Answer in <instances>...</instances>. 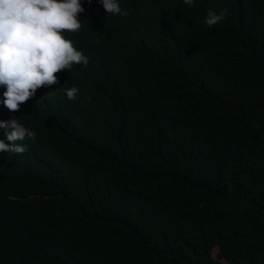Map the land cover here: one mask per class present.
<instances>
[{"label":"trees","instance_id":"1","mask_svg":"<svg viewBox=\"0 0 264 264\" xmlns=\"http://www.w3.org/2000/svg\"><path fill=\"white\" fill-rule=\"evenodd\" d=\"M119 2L83 0L87 67L0 105L37 132L0 153V264H264V0Z\"/></svg>","mask_w":264,"mask_h":264},{"label":"clouds","instance_id":"2","mask_svg":"<svg viewBox=\"0 0 264 264\" xmlns=\"http://www.w3.org/2000/svg\"><path fill=\"white\" fill-rule=\"evenodd\" d=\"M195 0H183L191 6ZM93 3V0H88ZM108 14L127 15L119 0H99ZM83 0H0V105L10 112L36 95L39 88L59 84L56 73L76 65L87 67L89 60L77 50L69 33L81 30ZM210 9L205 23L211 27L224 18ZM67 33V35H66ZM68 101L78 89L64 90ZM15 116V115H14ZM12 116L0 119V153L23 154L25 140H35L37 132Z\"/></svg>","mask_w":264,"mask_h":264}]
</instances>
